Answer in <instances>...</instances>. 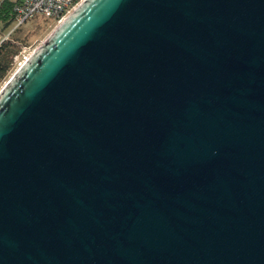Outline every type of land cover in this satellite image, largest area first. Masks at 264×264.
<instances>
[{"label": "water", "instance_id": "water-1", "mask_svg": "<svg viewBox=\"0 0 264 264\" xmlns=\"http://www.w3.org/2000/svg\"><path fill=\"white\" fill-rule=\"evenodd\" d=\"M0 264H264V0H83L0 89Z\"/></svg>", "mask_w": 264, "mask_h": 264}, {"label": "rangeland", "instance_id": "rangeland-1", "mask_svg": "<svg viewBox=\"0 0 264 264\" xmlns=\"http://www.w3.org/2000/svg\"><path fill=\"white\" fill-rule=\"evenodd\" d=\"M58 24L53 17L36 14L27 19L10 34V38L18 42L21 48L17 59L12 60L11 68L7 76L0 81V89L15 72L19 64L45 40Z\"/></svg>", "mask_w": 264, "mask_h": 264}, {"label": "built area", "instance_id": "built-area-1", "mask_svg": "<svg viewBox=\"0 0 264 264\" xmlns=\"http://www.w3.org/2000/svg\"><path fill=\"white\" fill-rule=\"evenodd\" d=\"M81 1L83 0H19L13 8L15 12L14 23L8 31L0 34V44L8 39L18 26L36 14L53 17L60 23ZM17 57L18 54L14 55L12 60H16Z\"/></svg>", "mask_w": 264, "mask_h": 264}, {"label": "trees", "instance_id": "trees-1", "mask_svg": "<svg viewBox=\"0 0 264 264\" xmlns=\"http://www.w3.org/2000/svg\"><path fill=\"white\" fill-rule=\"evenodd\" d=\"M19 0H0V34L8 31L14 23V5ZM20 44L10 37L0 44V81L8 74L12 59L20 51Z\"/></svg>", "mask_w": 264, "mask_h": 264}]
</instances>
